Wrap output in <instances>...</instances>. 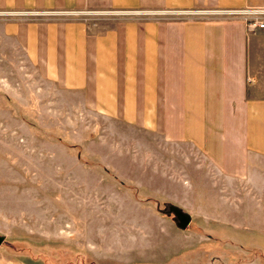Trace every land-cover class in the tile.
<instances>
[{
	"label": "rangeland",
	"instance_id": "374dc122",
	"mask_svg": "<svg viewBox=\"0 0 264 264\" xmlns=\"http://www.w3.org/2000/svg\"><path fill=\"white\" fill-rule=\"evenodd\" d=\"M72 100L0 36V264L144 259L153 225L176 224L170 205L189 215L176 237L188 249L172 264H264V161L255 179L232 181L195 151Z\"/></svg>",
	"mask_w": 264,
	"mask_h": 264
},
{
	"label": "crops",
	"instance_id": "0c3cea01",
	"mask_svg": "<svg viewBox=\"0 0 264 264\" xmlns=\"http://www.w3.org/2000/svg\"><path fill=\"white\" fill-rule=\"evenodd\" d=\"M247 10L264 0H0V36L81 109L246 182L264 161V13L233 14ZM182 232L154 224L144 259L103 260L172 264L188 249Z\"/></svg>",
	"mask_w": 264,
	"mask_h": 264
},
{
	"label": "water",
	"instance_id": "95a60500",
	"mask_svg": "<svg viewBox=\"0 0 264 264\" xmlns=\"http://www.w3.org/2000/svg\"><path fill=\"white\" fill-rule=\"evenodd\" d=\"M169 211L173 213L175 219H176V225L180 229H185L187 225L189 224V215L182 213L181 210L174 205L169 206ZM4 240V237L0 235V245L2 244Z\"/></svg>",
	"mask_w": 264,
	"mask_h": 264
},
{
	"label": "built area",
	"instance_id": "2783aa9c",
	"mask_svg": "<svg viewBox=\"0 0 264 264\" xmlns=\"http://www.w3.org/2000/svg\"><path fill=\"white\" fill-rule=\"evenodd\" d=\"M264 13V11L260 12V11H236L233 14H237V15H241V16H248V15H254V14H261ZM259 27H264V23H259L258 25Z\"/></svg>",
	"mask_w": 264,
	"mask_h": 264
}]
</instances>
